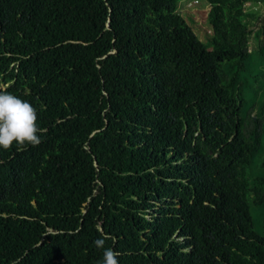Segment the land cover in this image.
I'll return each instance as SVG.
<instances>
[{
  "label": "trees",
  "instance_id": "trees-1",
  "mask_svg": "<svg viewBox=\"0 0 264 264\" xmlns=\"http://www.w3.org/2000/svg\"><path fill=\"white\" fill-rule=\"evenodd\" d=\"M205 2L202 41L180 0H0L44 130L0 149V264H264V3Z\"/></svg>",
  "mask_w": 264,
  "mask_h": 264
},
{
  "label": "clouds",
  "instance_id": "clouds-1",
  "mask_svg": "<svg viewBox=\"0 0 264 264\" xmlns=\"http://www.w3.org/2000/svg\"><path fill=\"white\" fill-rule=\"evenodd\" d=\"M43 133L36 108L27 100L0 88V149L10 151L15 147L17 151H23L28 146L37 147L42 142ZM256 162L254 157L250 171ZM260 167L263 168L262 163ZM106 239L102 237L93 241L97 248L104 250L100 264H119L120 254L112 248L104 247Z\"/></svg>",
  "mask_w": 264,
  "mask_h": 264
},
{
  "label": "rangeland",
  "instance_id": "rangeland-1",
  "mask_svg": "<svg viewBox=\"0 0 264 264\" xmlns=\"http://www.w3.org/2000/svg\"><path fill=\"white\" fill-rule=\"evenodd\" d=\"M260 3V2H257ZM264 3V0H262ZM179 13L187 22L191 23L192 28L195 34L200 38V40H204L206 33H210L206 20H207V11L208 5L205 0H180L179 3ZM250 7L249 10H256L258 7H254V1H250L248 3ZM261 12L264 13V7L261 8ZM256 164L252 166L250 171V177L253 178L256 173L264 170L260 167L261 161L256 157ZM252 216L255 224V229L259 234L264 233V207H255L252 209Z\"/></svg>",
  "mask_w": 264,
  "mask_h": 264
}]
</instances>
